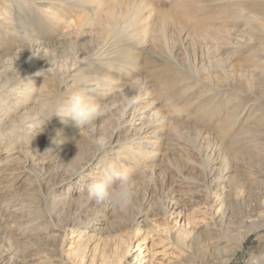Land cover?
I'll return each mask as SVG.
<instances>
[{"label": "rangeland", "instance_id": "rangeland-1", "mask_svg": "<svg viewBox=\"0 0 264 264\" xmlns=\"http://www.w3.org/2000/svg\"><path fill=\"white\" fill-rule=\"evenodd\" d=\"M6 1L14 5L8 8L14 28L0 29V76L15 69L18 60L52 72L14 82L0 94L5 130L39 103L29 95L18 101L23 83L36 93L45 89L47 96L30 121L17 122L33 133L22 139V152L9 156L15 165L0 169V264H97L92 259L99 254L100 236L94 229L103 224L116 235L119 264H132L135 255L145 264H173L206 245L210 250L216 245L210 237L225 232L231 244L220 247L217 263L225 258L222 264H250L251 257L263 261L264 0H60L62 5L55 6ZM38 5L72 20L88 13L93 23L82 29L85 36L64 41L62 29L47 21ZM95 8L101 14H94ZM22 32L29 36L23 38ZM99 47L111 56L105 63L96 60ZM256 58L260 64L253 63ZM92 77L105 78L102 95L93 98L105 115L94 127L81 129L70 119L52 117L55 103L83 90ZM132 113L138 123L129 125ZM148 122L163 134L164 148L159 158L138 161L128 151L136 129ZM3 141L0 160L7 156L1 155L8 140ZM109 164L133 166V203L124 210L111 202L85 207L79 200L87 196L86 185ZM203 168L208 174L226 170L230 185L241 182L256 195L228 198V219L219 222L218 207L207 206L197 194L203 186L195 181L206 185L212 179ZM175 199L182 200L183 225L192 226L184 239L165 215Z\"/></svg>", "mask_w": 264, "mask_h": 264}, {"label": "bare ground", "instance_id": "bare-ground-1", "mask_svg": "<svg viewBox=\"0 0 264 264\" xmlns=\"http://www.w3.org/2000/svg\"><path fill=\"white\" fill-rule=\"evenodd\" d=\"M24 2V1H27L29 2V0H17L16 2L19 4L20 2ZM31 1V0H30ZM62 1V0H61ZM67 1V0H66ZM53 3L54 4H61L60 3V0H57V1H53V0H32L31 2L29 3H32V4H41V5H44L46 3ZM69 2V0H68ZM66 4V2H64ZM63 3V5H64ZM11 4V3H10ZM9 4V1H2L0 2V29H4V26H7V28H14L12 26H9L11 24V21L12 20V13L11 11L9 12L8 8L9 6H12L13 4L10 5ZM76 4V3H75ZM62 5V4H61ZM72 5V4H71ZM77 5V4H76ZM189 5V4H188ZM14 6V5H13ZM17 6V5H16ZM55 6V5H54ZM67 6V5H66ZM82 8L85 9V7L83 5H80ZM69 7V6H67ZM187 7V6H186ZM37 8V11L41 12L43 14V17L46 18L47 21H51L55 24V26L57 27H60L62 29V36L60 37L61 39L63 38L64 39H71L73 40V38H75L74 36L76 35V37H78V35H80L82 33V29H84V26L87 24L89 26V24L93 21L90 20V17H88V13L87 15L82 12V15L80 14V18H78L77 20H72L73 18H60L58 14H56L55 12H53V7H47L46 5L45 6H36ZM56 8V7H55ZM72 8V7H71ZM60 9V8H59ZM36 10V9H35ZM55 10V9H54ZM69 10V9H68ZM71 10V9H70ZM62 11V10H61ZM67 11V10H66ZM71 12V11H70ZM34 13V12H33ZM58 13V12H57ZM100 13V8L97 9L95 8L94 10V14H99ZM105 13H108L107 11ZM38 14V13H37ZM91 14V13H90ZM101 14V13H100ZM67 15V14H66ZM15 16V15H14ZM24 16V15H23ZM39 16V15H38ZM37 16V17H38ZM42 17V16H41ZM64 17V16H62ZM36 20V19H35ZM38 20V19H37ZM19 21V20H18ZM42 21V20H41ZM91 21V22H90ZM40 23V22H39ZM46 23V22H44ZM89 23V24H88ZM16 24V23H15ZM52 25V24H51ZM93 26H95L93 24ZM126 26V25H125ZM16 28V27H15ZM54 28V27H53ZM59 28V30H61ZM10 29V30H11ZM126 29V28H124ZM23 30V29H22ZM27 30V28H26ZM29 30V29H28ZM90 30V29H89ZM92 30V29H91ZM130 30V29H129ZM8 32H10L9 30H7ZM15 31V30H14ZM243 31V30H242ZM26 32V31H25ZM25 32H22V36L23 38L25 37H28L29 34L27 35ZM28 32V31H27ZM32 32V31H31ZM87 32V31H86ZM91 32V31H89ZM21 33V32H20ZM60 33V32H59ZM84 33H85V30H84ZM84 33H82L84 35ZM121 33V32H120ZM131 33V32H130ZM10 35H11V32H10ZM13 35V33H12ZM11 35V36H12ZM33 35H35L33 33ZM20 36V35H19ZM81 36V35H80ZM85 36V35H84ZM32 37V36H31ZM11 38V37H10ZM13 38V37H12ZM38 38V37H37ZM8 39V38H7ZM27 39V38H26ZM30 39V38H29ZM59 39V38H58ZM1 40V39H0ZM26 41V40H25ZM37 41V40H36ZM65 41V40H64ZM32 42V41H31ZM33 43V42H32ZM4 44V43H3ZM31 44V43H30ZM38 44V43H37ZM36 45V44H35ZM34 45V46H35ZM108 45V44H107ZM110 46V45H109ZM30 47V46H29ZM107 47V46H106ZM98 53L101 54L99 55V57L96 58V60L98 62H101V63H105L107 62L110 58H108V55L106 54V52L102 50V47L98 48ZM10 52V50H9ZM111 52V51H110ZM112 53V52H111ZM16 55V54H15ZM124 55V54H123ZM128 56V55H127ZM114 59V58H113ZM112 60V59H111ZM123 60V59H122ZM128 60V59H127ZM19 62L17 63L15 69H11V68H8L6 71H3L1 74L2 76H0V94L1 93H7L9 90H11V84H13L17 81H20V82H27L32 80V79H38L41 77V75H47L49 72H52L50 71V69H46L45 66H41V65H32V62L30 63L29 62H26L25 64H23V62L21 60H18ZM120 62V61H119ZM124 62V61H123ZM111 63V61H110ZM255 64H260L261 63V59L260 58H256L254 60ZM11 64V63H10ZM15 64L12 63L11 66H13ZM116 65V64H115ZM124 65V64H123ZM10 66V67H11ZM102 66V65H101ZM121 67V66H120ZM117 68V67H116ZM115 68V69H116ZM119 69V68H118ZM14 70H17V71H14ZM49 71V72H48ZM102 72V71H101ZM105 72V71H104ZM103 72V73H104ZM107 74V73H106ZM111 74V73H110ZM113 74V73H112ZM5 75V78L4 76ZM101 75V74H100ZM103 75V74H102ZM101 75V76H102ZM109 75V74H108ZM48 76V75H47ZM50 76V75H49ZM104 76V75H103ZM113 76V75H111ZM43 77V76H42ZM110 77V75L108 76ZM104 78V77H103ZM101 78V77H92L90 79H87L88 81L86 82V85L83 87V90H85L84 92H86V94L91 97L92 99L95 97H98L100 95H102V87H103V83H104V79ZM111 80V79H110ZM106 82V81H105ZM117 83V81L115 82ZM82 84V83H81ZM85 84V83H84ZM83 84V85H84ZM44 85V84H43ZM105 85V83H104ZM109 85V84H108ZM45 86V85H44ZM43 86V88H45ZM116 86V85H115ZM17 87V86H15ZM41 87V86H40ZM71 87V86H70ZM69 87V88H70ZM79 87V86H78ZM106 87V86H105ZM42 88V89H43ZM106 89V88H105ZM69 90V89H68ZM78 90H81V89H78ZM19 92L16 93L17 96V99H19L18 101L19 102H23L22 100L28 98L29 96H34V101L36 100L37 102L39 103H34L36 104V106L33 108L32 106V109H27L21 116H19L17 118V120L13 121L9 127L8 130H5V128L2 126L1 122H0V142L4 143L5 141L3 140H8V142L3 145L5 146L4 149H2L3 151L1 152V155L2 154H6V158H2V160H0V169H7L8 167L12 166V165H15V161H12L13 158L9 159V156H13L14 154L16 153H20L22 152L21 151V148H22V144H21V141L23 138H25V136L28 138V135H30V133L32 134L33 131H32V128L31 127H27L26 130L21 126V125H17V122L20 121V122H23L22 120H25V121H30L31 119V116H32V113L37 110L38 106L40 105L42 107V104H44L45 102H43L45 99L46 94L44 92L45 89L43 90V92H35L34 89H32L31 87H26L25 88V85L24 83L22 84V86H20ZM72 91V90H71ZM113 91V90H112ZM14 92V91H13ZM70 92V90H69ZM105 92V91H103ZM114 92V91H113ZM110 93V92H109ZM29 95V96H28ZM105 95V94H104ZM20 98H23V99H20ZM44 98V99H43ZM108 98V97H107ZM31 99V98H30ZM98 99V98H97ZM29 100V99H28ZM49 100V99H48ZM47 100V102H48ZM135 101H138V100H135ZM30 103V102H29ZM133 103V102H132ZM129 105V104H128ZM39 106V108H40ZM30 107V106H29ZM12 108V107H11ZM131 109V108H130ZM139 110V109H138ZM129 111V110H128ZM138 112V111H137ZM125 114V113H124ZM127 116V115H126ZM10 117V116H9ZM143 117V116H142ZM152 117V116H150ZM140 118V117H139ZM138 120V117L136 119V115L135 113H132L130 115V119L127 121V124L129 125H133L135 124V122H137ZM144 120V118H143ZM141 120V121H143ZM3 121V120H2ZM4 122V121H3ZM158 122V121H157ZM138 123V122H137ZM140 123V122H139ZM159 123V122H158ZM160 124V123H159ZM66 125V124H65ZM137 125V124H136ZM75 125H73L74 127ZM155 126V124H152L151 122L149 123H146L145 125H142L141 127H139L138 129H136V135L134 136L133 135V144L132 146L130 147V150L128 151V155L132 156L133 159H137L138 161L140 159H142L143 161L144 160H149L150 158H154V157H158L161 153V148L163 147V144H164V136L163 134H161V131L158 130ZM236 126V125H235ZM6 127V126H5ZM8 127V126H7ZM71 127V128H73ZM160 127V126H159ZM130 128V127H129ZM232 128V127H231ZM234 129V128H233ZM231 129V130H233ZM164 132V131H163ZM12 133H15V135H12ZM230 135V134H229ZM30 138V137H29ZM30 141V140H29ZM167 143V142H166ZM170 143V142H168ZM27 144V143H26ZM175 144V143H174ZM170 145V144H169ZM26 146V145H25ZM171 146V145H170ZM173 146V144H172ZM24 147V146H23ZM27 148V147H26ZM164 148V147H163ZM169 148V147H168ZM175 148V145L174 147ZM30 149V148H29ZM61 149V148H60ZM63 149V148H62ZM172 149V148H171ZM182 150V148H180ZM27 150V149H26ZM166 150V149H165ZM177 150V149H176ZM25 151V149H24ZM61 151V150H60ZM59 151V152H60ZM167 151V150H166ZM165 151V152H166ZM169 151V150H168ZM31 152V151H30ZM63 152V151H62ZM170 152V151H169ZM58 153V152H57ZM168 153V152H167ZM177 153V152H176ZM259 153V152H257ZM262 153V152H261ZM264 153V152H263ZM28 154V153H27ZM162 154H165V153H162ZM180 154V153H179ZM31 155V154H30ZM61 155V154H60ZM181 155V154H180ZM263 156V155H261ZM20 157V156H19ZM31 157V156H30ZM28 157V158H30ZM115 158L118 159V160H121L120 158H118L116 155H115ZM159 158V157H158ZM24 159V158H23ZM128 159V158H127ZM156 159V158H155ZM14 160H16L14 158ZM20 160V159H18ZM26 160V159H25ZM132 160V159H131ZM17 161V160H16ZM126 161V159L124 160ZM152 161V160H150ZM20 162V161H19ZM18 161L16 163H19ZM137 162V161H136ZM162 162V161H161ZM218 160L217 162H215L214 164L215 165H218ZM114 164V163H113ZM162 164V163H161ZM19 165V164H18ZM150 166V165H149ZM154 166V164L152 165V167ZM157 166V165H155ZM160 166V165H159ZM16 167V166H15ZM18 167V166H17ZM101 167V165H100ZM133 167V166H132ZM132 167H127L126 169L130 172H136L134 171V169ZM24 168V167H23ZM102 168V167H101ZM150 168V167H149ZM154 168V167H153ZM156 168V167H155ZM158 168V166H157ZM161 168V167H160ZM139 169V168H138ZM141 169V168H140ZM143 169V168H142ZM141 169V170H142ZM148 169V168H146ZM222 169V168H221ZM150 170V169H149ZM217 170V169H216ZM215 170V171H216ZM7 171V170H5ZM11 171V170H10ZM9 171V172H10ZM145 171V170H143ZM207 169L206 168H203L202 169V172H203V175H207L208 178H212L210 180V182H206V185L204 184V182L202 183V179L201 180H197L195 181V183L198 185H202L203 187H201L200 189H198L200 192L197 193L199 197H202V199L206 200V205L207 206H212V207H218V214L217 216H219V222H225L228 218L227 216V200L228 198L230 197H233L237 194H245L248 192L251 193H254L251 189L253 187H251V189L248 191L247 187H245L242 184L240 183H237L236 186H232L228 183V176L226 174V170H220L218 169L219 173H216L213 169H212V172L208 174V172L206 173ZM1 173V172H0ZM8 173V172H7ZM78 173V172H77ZM2 174V173H1ZM5 174V173H4ZM97 174H101V171H99ZM140 174V173H138ZM136 175V174H135ZM203 177V176H202ZM93 180L95 179H98L99 177H92ZM205 179V178H204ZM204 181V180H203ZM93 182V181H92ZM88 183L86 185V188H85V192L87 194V196H85L83 199L80 198L79 201H82V203L85 204V207L88 205V204H91L93 202V200H90L88 198V187L89 185L92 183ZM189 185V184H188ZM243 185V186H242ZM2 188V187H1ZM247 188V189H246ZM87 190V191H86ZM257 191V190H256ZM257 193V192H256ZM256 195V194H255ZM239 196V195H238ZM247 196V195H246ZM5 197V196H4ZM68 197V196H67ZM66 197V198H67ZM238 198V197H237ZM68 199V198H67ZM72 199V198H71ZM235 199V198H234ZM261 199L260 200V203H259V207L260 209H263L264 210V197L263 199L262 198H259ZM203 200V201H204ZM181 199H175L173 202L170 203V205L168 206V208L165 209V215L166 216H169V223H174V225L176 227L179 226V231L177 232L178 235L177 237L178 238H181V239H184V238H187L189 237V235L191 234V230L192 229V226H191V223L190 222H187L185 223V225H183L184 223V216H183V213H182V209L183 207L180 205L181 204ZM80 203V202H79ZM204 203V202H203ZM81 204V203H80ZM87 204V205H86ZM82 206V204H81ZM84 206V205H83ZM263 213V212H262ZM262 213H259L257 216L259 218H261L263 215H261ZM98 214V213H97ZM95 216V214H93ZM92 215V216H93ZM211 215V214H210ZM174 217V218H171V217ZM15 218V217H14ZM18 218V217H17ZM20 218V217H19ZM96 218V216H95ZM11 219V218H10ZM9 219V221H10ZM13 219V218H12ZM226 219V220H225ZM8 220V219H7ZM93 220V219H91ZM225 220V221H224ZM253 221V220H251ZM82 224V223H81ZM87 224V223H86ZM180 224V225H179ZM224 224V223H223ZM13 225V224H12ZM106 224H103L102 226L100 227H97L94 229V231L96 232V234L98 236H100V239H99V242H98V249L96 251V254L99 253L97 256L93 257L92 259V263L95 262V258H97V264H119L121 263L123 260H117V255L119 254L117 252V250L119 249V245H118V242L117 240L115 239L114 236L116 235H112L111 234V231H110V226H105ZM15 226V225H14ZM17 226V225H16ZM12 227V226H11ZM10 227V228H11ZM261 227V226H260ZM73 228H76L73 226ZM263 228V227H262ZM178 229V228H177ZM260 229V228H259ZM7 230H9L7 228ZM120 232V231H119ZM121 233V232H120ZM229 234V233H228ZM226 234H219L218 236L214 237L212 235V237H210V240L214 241V243H216L215 246H213L210 250L208 247H204L202 248L201 250H198V252H191L190 255H186L188 257H186V259H183L182 261L181 260H178V262H174L175 264H219L217 263L216 260H219L218 258V254H219V250H220V247L222 245H229V243L231 244V239L229 237V235ZM209 235V234H208ZM211 235V234H210ZM118 236V235H117ZM65 238V236H64ZM245 239V237L243 236V239H240L237 243V247H241L243 245V240ZM123 241V240H122ZM125 244H127V246L129 247L130 246V243H127L125 241H123ZM233 242V241H232ZM207 244V243H206ZM204 245V244H203ZM210 246V245H209ZM200 247V246H199ZM191 248V247H190ZM196 248V247H195ZM193 248V249H195ZM192 249V248H191ZM189 250H186L184 249L183 250V253H186L188 252ZM141 254H143V252L141 251ZM141 255H135L134 257V260L132 262V264H137L140 261H142L143 259L140 258ZM264 256V255H263ZM262 256V257H263ZM229 258V256H227ZM261 258V257H260ZM122 259V258H120ZM216 261V263H215ZM223 261V260H221ZM220 261V263H221ZM224 261H227L226 258ZM224 261L222 263H224ZM145 262V260H143V262H141L140 264H143ZM173 263V264H174ZM221 263V264H222ZM131 264V263H130ZM145 264V263H144ZM257 264H264V260L263 261H259L257 262Z\"/></svg>", "mask_w": 264, "mask_h": 264}, {"label": "clouds", "instance_id": "clouds-1", "mask_svg": "<svg viewBox=\"0 0 264 264\" xmlns=\"http://www.w3.org/2000/svg\"><path fill=\"white\" fill-rule=\"evenodd\" d=\"M54 115L59 116L65 123L69 119L74 121L81 129L92 128L105 115V107L95 102L83 90H74L55 103L52 117ZM135 184L136 178L130 171L109 164L102 169L99 178L89 185L88 198L97 204L111 202L124 210L133 203ZM258 259L251 257L250 264H257Z\"/></svg>", "mask_w": 264, "mask_h": 264}]
</instances>
